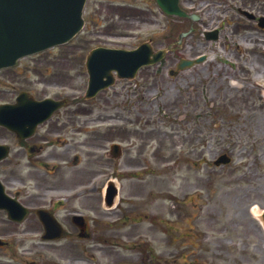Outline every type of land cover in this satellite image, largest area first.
Returning <instances> with one entry per match:
<instances>
[{
  "label": "rangeland",
  "instance_id": "rangeland-1",
  "mask_svg": "<svg viewBox=\"0 0 264 264\" xmlns=\"http://www.w3.org/2000/svg\"><path fill=\"white\" fill-rule=\"evenodd\" d=\"M130 2L132 10L117 13L109 1H86L84 19L95 13V22L0 71V102L21 89L37 98L82 97L84 61L96 41L166 50L159 64L83 102L91 116L119 125L121 137L130 132L120 141L115 264H264V31L241 25V0H179L197 22L167 17L154 0ZM213 30L218 38L206 40ZM202 55L203 63L170 75L180 59ZM220 155L231 161L214 166ZM37 170L48 185L52 175ZM103 171L106 185L112 175ZM239 238L248 240L245 260L227 253Z\"/></svg>",
  "mask_w": 264,
  "mask_h": 264
},
{
  "label": "flooded vegetation",
  "instance_id": "flooded-vegetation-1",
  "mask_svg": "<svg viewBox=\"0 0 264 264\" xmlns=\"http://www.w3.org/2000/svg\"><path fill=\"white\" fill-rule=\"evenodd\" d=\"M106 1L117 13L134 8L130 0L129 5ZM263 8L264 0H241V7L236 10L241 25L264 31L258 25V18L264 16ZM241 11L253 14L255 19H249ZM95 19V13L87 16L84 28ZM101 47L133 49V46L96 41L90 50ZM21 92L29 93L36 101L51 97L37 98L33 92L23 89L17 94ZM51 98L65 100L66 104L51 114L49 107L31 105L27 112L21 109L17 133L0 126V182L5 193L26 210L21 221L10 220L7 211L0 210V264H62V261L103 264L104 258L108 264H115L120 208L117 203L109 205L104 192L107 183H117L121 176L118 162L124 150L120 141L126 140L130 132L121 137L119 125H109L101 115L91 116L82 97ZM8 103L11 101L0 102ZM112 144L119 147L111 149ZM35 168L52 175L47 177L48 185L40 183ZM105 168L112 175L106 185ZM61 193L66 197H58ZM48 219H53L52 223L44 224ZM247 242L239 238L234 249L226 252H234L242 260L245 251L241 250L247 248ZM254 245L257 251L258 246Z\"/></svg>",
  "mask_w": 264,
  "mask_h": 264
},
{
  "label": "water",
  "instance_id": "water-1",
  "mask_svg": "<svg viewBox=\"0 0 264 264\" xmlns=\"http://www.w3.org/2000/svg\"><path fill=\"white\" fill-rule=\"evenodd\" d=\"M159 7L169 15L190 17L182 11L178 0H156ZM85 0H0V69L15 64L23 56L30 55L55 45L68 42L82 28V10ZM208 38H216V33H208ZM164 56L163 51L153 52L148 43L134 51L95 49L86 61L89 75L86 98L113 83L112 71L119 78H133L143 65L154 64ZM200 57L195 62H201ZM192 61H181L178 69L191 66ZM0 106V125L17 131V119L22 104ZM41 107L56 106L51 100L35 103ZM43 111H39L41 113ZM0 208L13 213L20 206L7 198L0 185ZM16 219V216L9 215Z\"/></svg>",
  "mask_w": 264,
  "mask_h": 264
},
{
  "label": "bare ground",
  "instance_id": "bare-ground-1",
  "mask_svg": "<svg viewBox=\"0 0 264 264\" xmlns=\"http://www.w3.org/2000/svg\"><path fill=\"white\" fill-rule=\"evenodd\" d=\"M234 86H235V85H232V86L230 85V87H232V88H234ZM250 215H251V213H250Z\"/></svg>",
  "mask_w": 264,
  "mask_h": 264
}]
</instances>
